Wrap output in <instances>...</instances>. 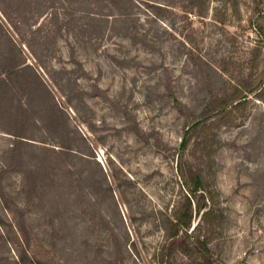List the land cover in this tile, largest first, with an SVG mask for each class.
<instances>
[{
	"label": "rangeland",
	"instance_id": "1",
	"mask_svg": "<svg viewBox=\"0 0 264 264\" xmlns=\"http://www.w3.org/2000/svg\"><path fill=\"white\" fill-rule=\"evenodd\" d=\"M13 2L0 264H264V0Z\"/></svg>",
	"mask_w": 264,
	"mask_h": 264
},
{
	"label": "trees",
	"instance_id": "2",
	"mask_svg": "<svg viewBox=\"0 0 264 264\" xmlns=\"http://www.w3.org/2000/svg\"><path fill=\"white\" fill-rule=\"evenodd\" d=\"M21 2L22 0H15L13 4L17 6V9L21 7ZM4 11V10H3ZM6 13V11H5ZM195 126L198 125V123L194 124ZM192 181H193V187L189 188L187 187V196H186V207L183 209L182 212L177 215H174V220H168V222L172 226V233H170L169 237L171 238V244L174 242H180L181 236L183 237H188V230L190 228V221L192 218V212H191V207H192V198L199 193V190L201 189V175L200 173L195 174L192 176ZM199 196L201 197L202 200V205L199 207V212L201 210L206 209L207 206V198L204 194L199 193ZM211 210L206 209L202 212V216L204 219L209 217ZM194 230V229H193ZM183 237V238H184ZM179 239V240H178ZM198 244L200 245V258L198 260L193 261L191 264H216L215 260L212 258V254L210 253L209 249L206 246V241L198 240Z\"/></svg>",
	"mask_w": 264,
	"mask_h": 264
}]
</instances>
